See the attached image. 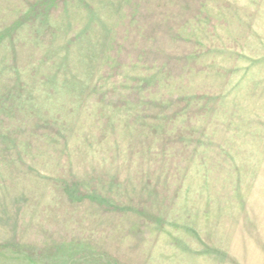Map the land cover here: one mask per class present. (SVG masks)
Listing matches in <instances>:
<instances>
[{
    "label": "rangeland",
    "instance_id": "obj_1",
    "mask_svg": "<svg viewBox=\"0 0 264 264\" xmlns=\"http://www.w3.org/2000/svg\"><path fill=\"white\" fill-rule=\"evenodd\" d=\"M0 264H264V0H0Z\"/></svg>",
    "mask_w": 264,
    "mask_h": 264
}]
</instances>
